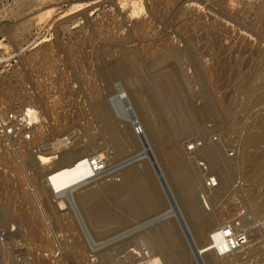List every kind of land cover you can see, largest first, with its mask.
Returning <instances> with one entry per match:
<instances>
[{
    "label": "rangeland",
    "instance_id": "1",
    "mask_svg": "<svg viewBox=\"0 0 264 264\" xmlns=\"http://www.w3.org/2000/svg\"><path fill=\"white\" fill-rule=\"evenodd\" d=\"M23 1L0 0V135L12 130L15 140H22L18 119L30 105L40 112L50 142L59 131L66 145L112 157L109 168L125 171L131 165L139 172L129 179L123 173L82 186L77 192L114 181L116 191L91 204L71 209L58 204L54 210L44 205L53 240L62 247L59 257L42 256L43 235L26 239V229H19L9 216L2 218L0 264H139L147 244L140 243L147 246H141L142 252L121 245L135 236L134 228L171 212L168 220L182 225L177 226L187 249L185 255L174 248L159 254V262L264 264V0H28L20 11ZM141 22L147 27L145 35L134 28ZM121 129L132 142L120 139ZM164 140L167 146L175 142L181 153L195 141L202 148L198 160L187 159L189 171L183 176L174 173L175 164L162 148ZM209 148L220 165L208 161L204 152ZM255 157L260 158L259 170L251 160ZM200 166L220 179L223 168L226 189H211ZM192 172L203 190L195 204L210 221L213 235L228 221L245 219L239 232L254 229L262 231L261 237L226 257H219L213 243H204L186 208L190 200L185 195L193 196ZM24 173L30 179L29 171ZM161 174L169 185L166 191ZM151 184L166 206H152ZM90 208H97V214ZM108 216L112 223L104 224ZM70 220L75 233L85 239L94 236L86 259L73 250L75 236L66 227ZM5 233L13 239L7 240ZM17 241L23 243L18 253Z\"/></svg>",
    "mask_w": 264,
    "mask_h": 264
},
{
    "label": "bare ground",
    "instance_id": "2",
    "mask_svg": "<svg viewBox=\"0 0 264 264\" xmlns=\"http://www.w3.org/2000/svg\"><path fill=\"white\" fill-rule=\"evenodd\" d=\"M27 4H28V0H24L19 6V10L22 11L23 8H25V6ZM136 13L133 16H136ZM24 25L27 26L26 23ZM134 28L136 30L140 31L141 35H145V33H146L145 31H146L147 27L144 23H142V22L141 23H135ZM171 49H172V47H171ZM109 80H111V79H109ZM123 88L125 89V87H123ZM126 92H125V95H128V94H126ZM98 94H99V91H98ZM119 94H122V93H119ZM123 95L124 94H122V96ZM101 107H102V105H101ZM39 114H40V112H39ZM39 114L30 105L25 107V109L20 114L21 119H18V124H20V136L19 137L22 138V140H19V139L15 140V137L12 134V132H13L12 130L9 132L7 131L3 135H0V222L2 221V218H4L6 220L7 216H9L10 219L13 221V223L19 229L20 228L26 229V231H25L26 239L32 238V241H34L35 237L43 235L45 237V241L41 242V245L43 247L42 254H45V253L46 254L42 255V256H45L48 258H56V257L60 256V253H62L61 252L62 247L56 243V240H53L52 236H54L53 235L54 233H52V235H51V232H53V227H52L53 224L51 223L49 216L46 214V211H44L45 210L44 205L52 207L54 210V208L57 207L58 204H60L61 206H64V205L67 206L68 205L69 207L68 206L67 207L70 209L77 206L79 203H90L91 204L96 199H98L100 196H102L103 194H106V192L116 191L115 187H114L115 183H114V181L113 182H105L106 184L104 183L103 185H99V183H97L99 185V187H97V188L89 187L86 190H84L83 192H77L82 186H85L86 184H90L92 182H95L99 178H103V179L104 178H115L116 176H119V174H123V173L125 174L124 176H126V179H129L130 177H132L133 175L138 173L139 170L136 169V167H133L131 165H130V167L126 166L129 168H127L126 170L124 169L125 171L122 170V167L121 168H118V167L109 168L110 166L108 167V162L112 159V157H111V159L110 158L105 159V158H103V156L101 157V155H99L100 156L99 157V156H96L94 154L93 155L89 154L88 150H87L88 148L85 146H80V147L74 148L73 146L74 145L77 146V144L72 145L71 143H69L70 145L69 144L66 145L65 140L60 139L61 137L59 138V133H61L59 131H58V133H56L54 135L53 142H50L47 138L44 137L45 131L43 129V126L45 124H42V121H40V115ZM43 118H44V116H43ZM43 120L45 122V119H43ZM36 122H39V124L34 125V123H36ZM44 127H46V125ZM118 135H119V137H121L120 139H122V140H123V138L124 139L126 138V140L128 139L131 142L133 141V139L129 137V134L127 133V130H125V129L119 130ZM71 138H73V137H71ZM43 140H45V141L42 142ZM166 143H167L166 140H164L162 143V148L165 150L166 157L168 158L170 164L171 163L175 164V167H173V164H172V167L175 168L174 173L179 177L181 175L183 176L184 172H186L187 170L189 171V169L186 167V164H185V163H187L186 162L187 159L198 160L197 155L202 148L197 143V141H195L194 143L190 144L188 149L186 148V150H183V152L181 153V151L176 146L175 142H173L175 145L171 144L168 146L166 145ZM130 144H132V143H130ZM12 145L13 146L20 145V147L19 148L17 147L16 152H14L15 150H13V149L15 147L13 148ZM11 148H13L12 150L14 153L11 152ZM213 151H212V149L209 148L206 152H204V154L211 164L220 165V163H221V161L219 163L220 158H218V156ZM93 159H95L96 161L93 162L92 161ZM99 159H101V161H99ZM251 160H253V162L255 163L256 168L257 167L260 168L261 164H260V158L259 157H257V158L255 157ZM50 162H53V164L47 165L48 163L50 164ZM103 168H106V170L104 171L106 174L101 176ZM155 168H156V166H155ZM205 168L208 169V167H205ZM259 168H257V170H259ZM156 169H158V168H156ZM207 169L204 170V167L200 166L199 170L201 173L204 172L205 178H207V180L210 182V183H208L209 184L208 186L211 188L213 185H221V188L226 189V186L228 183H227V177L225 175V170H223V168L220 169L222 177H223V179H220L218 177H214L213 176L214 174H211V171H208ZM25 170L29 171L30 179L28 178L29 175L26 176L27 174L24 173ZM145 171H146V169H145ZM147 173H149L148 170H147ZM143 175H146V174L143 173ZM190 176H191V182H192L193 196L190 197V196L185 195L190 200L188 202L186 201L187 202L186 208H188V210L189 209L191 210V212L189 210V213L191 214L190 217H192L190 220H193L197 223V226H198L197 232H199L200 237H202V239L205 241L204 243L211 245L214 242L211 238V236L213 235L212 229H214V228H211L210 221L206 220V218L204 217L205 215L203 216V213L201 212L202 210L200 208H199L200 209L199 210L195 204L197 201V200H195L196 196H198V194L200 195V193H202V191H203L202 188L200 187L201 186V184H200L201 179L199 178V176H197L193 172ZM216 176H217V174H216ZM149 177H150V175H149ZM159 181H160L161 188L163 191H166L167 189H169V185H168L166 179L164 178V176L162 174H161V177H159ZM151 186L154 189L153 190L151 188L153 191V192L151 191L152 194L150 196L152 206H153V202H154V203H157L156 205L160 204L158 206H161L163 204V207H164L165 202H163V198L161 197V195H159L160 193L157 191L155 184L154 185L151 184ZM144 187H145V185H144ZM180 187L182 188V191L184 193V191L186 190V189H184L185 187H183V186H180ZM148 188L150 189V187H148ZM146 189H147V187H146ZM185 193L188 194L189 192H187V190H186ZM149 194L150 193L148 191V195ZM204 198H206V197H204ZM164 200H165V198H164ZM85 206H86V204H85ZM96 209L97 208H95V212H96ZM91 210H92L91 212H93L92 215L97 214L93 211L94 210L93 208ZM168 211H170V210H168ZM180 211H182V210H180ZM162 214L163 215H159L158 217L154 218L153 220H150V221L148 220V222H146L145 224H143L141 226L139 225V227L134 228L136 231L135 236L132 239L129 238L131 241H129L128 243H127L128 240L125 241L126 243H123L121 245L122 249L123 248L124 249L129 248L130 246L134 245V247L137 250H141V252H142L141 246H143L144 245L143 243H145V244H147V246L149 248H148V251L146 253L142 252L143 256H144L142 259L143 260L145 259L148 262L152 261L154 264H156V263L164 264L162 262H159L160 259H162L161 258L162 255L160 257L159 254H165V253L167 254L168 252L173 251V248L176 250L175 251L176 253L180 252L179 253L180 255L181 254L185 255V253H186L185 250L187 248L185 247L184 243H182L183 239H181V233L179 231L180 228L178 227L179 226L178 224H180V222L179 223L176 222V224H175V222H173L174 221L173 219H172L173 221L168 220V217H169V215L172 214V212L169 215L164 214V213H162ZM176 214L177 213H175L174 216ZM183 214H182V216H183ZM186 215H189V214H186ZM63 216H65L67 218L68 214L65 213V215H63ZM182 216H180V217H182ZM184 217H185V214H184ZM109 218H110L109 216L107 217V219L105 217L103 218V220H105L104 224L107 223L106 220H108L109 223L111 222V220H109ZM166 219L169 222L163 221ZM207 219H209V218H207ZM99 220H100V218H99ZM181 220L182 219H180L179 221H181ZM159 221L160 222L163 221L166 223H163V224L159 223V225L156 224ZM228 222H230V221H228ZM228 222L226 224H228ZM168 223L171 224V227ZM181 223H182V221H181ZM186 224H187V221H186ZM225 225L220 227V230L218 231V233H216L214 235L215 237H217V236H219V234H221V230L225 228ZM244 225H245V219L241 220L238 224L235 222L236 231H239L240 229L245 227ZM66 227H67L68 231L75 236L74 242H73V250H74L75 254L77 253L78 256L86 259L87 253L90 250L89 249L90 248L89 242L94 244L92 241L94 236L90 237L92 235L89 234V237L91 238V240H89L90 238L85 239L82 236H80V234H78V232L75 233L77 227L75 226V223L72 222L71 220L66 223ZM134 229L132 230L131 233H133ZM248 233H245L246 241L241 246L246 245L249 242L260 238L262 231H261V233L259 232L260 234H258V230L253 229L250 231L249 234ZM6 234L7 233H5L4 236L5 237L8 236L7 240H9L8 238L13 239L8 234L6 236ZM84 237H86V236H84ZM114 239H116V238L112 239L113 242H114ZM95 240H97V239H94V241ZM108 240H106V241L108 242ZM112 240H110V242ZM98 241H100V240H98ZM110 242H108V243H110ZM141 242H143L142 243L143 245L140 246ZM22 244L23 243H21V241H17L15 243V245H17L18 248L14 249V252L20 251L19 248H21V246H23ZM169 244L171 245V247ZM99 246H101V245H99ZM145 246H143V247H145ZM199 246H201V245H199ZM170 248H172V250H170ZM184 248H186V249H184ZM233 251H235V250H233ZM11 253H12V251H11ZM231 253H229V254H231ZM34 254H35V252H34ZM75 254H74V256L76 258ZM206 255H205V257H206ZM226 255H228V254H224V257H226ZM34 256H36V255H34ZM220 256L221 255H219V257ZM90 257L92 258V256H90ZM42 258L43 257H41V259ZM69 259L67 258L66 261ZM34 260H36V259H34ZM60 260H63V259H60ZM42 261H43V263L45 262L44 258L42 259ZM144 261L142 263H139V264H144ZM46 262H48V260ZM72 262H74V261L72 260ZM163 262H165V261H163ZM219 262H221V261H219ZM219 262L215 261V264H218ZM94 263H96V262H94ZM72 264H75V263H72ZM89 264H90V262H89ZM211 264H214V263L211 262ZM219 264H221V263H219Z\"/></svg>",
    "mask_w": 264,
    "mask_h": 264
},
{
    "label": "built area",
    "instance_id": "3",
    "mask_svg": "<svg viewBox=\"0 0 264 264\" xmlns=\"http://www.w3.org/2000/svg\"><path fill=\"white\" fill-rule=\"evenodd\" d=\"M92 161L95 162L96 160L93 159ZM211 238L214 241L212 248H215L220 255L231 253L246 241L245 233L236 231L233 222L226 224L225 228L221 230L219 236L215 237L212 235Z\"/></svg>",
    "mask_w": 264,
    "mask_h": 264
},
{
    "label": "water",
    "instance_id": "4",
    "mask_svg": "<svg viewBox=\"0 0 264 264\" xmlns=\"http://www.w3.org/2000/svg\"><path fill=\"white\" fill-rule=\"evenodd\" d=\"M190 237H191V240L194 241V239H193V237H192L191 235H190ZM194 243H195V242H194Z\"/></svg>",
    "mask_w": 264,
    "mask_h": 264
}]
</instances>
